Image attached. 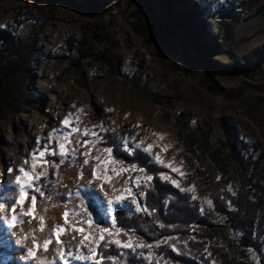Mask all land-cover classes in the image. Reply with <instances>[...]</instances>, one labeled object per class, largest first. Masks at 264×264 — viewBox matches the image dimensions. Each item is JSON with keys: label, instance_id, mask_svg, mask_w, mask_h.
Segmentation results:
<instances>
[{"label": "rangeland", "instance_id": "rangeland-1", "mask_svg": "<svg viewBox=\"0 0 264 264\" xmlns=\"http://www.w3.org/2000/svg\"><path fill=\"white\" fill-rule=\"evenodd\" d=\"M250 2L173 0L174 14L178 18L189 17L193 34L199 38L196 39L188 29L169 32L164 8L158 0H0V28L11 31L18 43L10 51L0 45V62H8L17 48L24 52L34 45L24 66L26 72L17 99L0 109V181H5L8 167L30 169L31 142L36 149L47 143L58 150L59 142L68 132L62 121L72 113L80 129H88L90 133L94 130L102 140L95 147L91 144L83 147L75 142L89 137L75 133L69 147H75L76 151L68 159L58 155L54 160L51 155L47 157L59 167L49 166V175L39 180L45 196L35 193L39 215L45 220V205L55 195L61 197L63 211H78L80 221L84 220L83 215L90 216L95 223L86 228V233L97 237V226L115 231L112 221L118 208L130 215L144 211L145 197H136L134 190L138 188L136 178L142 184L146 175L138 170L114 176L111 195L102 193L99 180L93 188L80 190L78 196L86 205L73 209L77 199L67 197L66 171L83 164L86 157L82 153L89 148L92 157L100 156L103 161L107 154L100 149L111 147L113 159L118 163L109 165L110 168L132 166L118 160L114 149L129 156L139 151L150 162L162 166L154 160L158 154L165 165L171 163L173 168H180L185 175L162 166L167 172L158 178L170 183L172 179L178 180L179 187L171 184L191 194L192 199L196 197L193 200L200 204L201 215L224 225L222 217L214 211L194 156L210 157L219 147L227 156L231 140L238 145H257L258 152L253 158L262 153L261 167H264V0L253 7ZM153 23L166 26L165 38L153 34ZM193 44L212 53L206 62ZM56 117L58 122L52 125ZM100 126L105 130L101 131ZM53 131L57 133L55 141L48 139ZM156 133L162 134L163 139ZM38 138L40 144L36 143ZM189 140L192 145L187 144ZM149 145L151 154L141 150ZM162 146H168V150L164 151ZM18 158L20 161L15 165ZM26 159L29 164H25ZM101 161L91 159L86 165L88 171L93 173ZM238 173L236 163L225 162L226 177L238 183ZM18 174L13 171L8 179L14 181ZM165 176L169 179H164ZM234 183L229 187L232 192ZM193 185L194 192L190 190ZM128 187L133 195L123 191ZM18 191L19 186L14 184L0 186L3 206L0 264H20L21 256H26L30 264H38V258L32 259L27 254L31 233L26 234L30 231L26 227L33 218L24 216V223L16 222L13 229L7 227L10 221L5 224L4 211L11 213L9 205L14 198L18 199ZM120 196L124 199L118 200ZM109 200L113 201L111 205ZM135 201H139L140 210ZM30 203L29 197L24 208ZM16 211L19 218L22 210L17 206ZM35 221L40 223L38 217ZM192 233L195 241L205 244V257L213 264H264V238L257 241L259 248L255 249L243 247L242 234L232 230L219 227L210 230L194 224ZM127 237L137 245L143 244L138 235L127 234L123 241L127 242ZM19 241L24 247L18 245ZM96 247L85 241L83 249L74 252L82 258L70 259L71 263L92 264L90 250ZM136 249L140 247L129 250Z\"/></svg>", "mask_w": 264, "mask_h": 264}, {"label": "trees", "instance_id": "trees-1", "mask_svg": "<svg viewBox=\"0 0 264 264\" xmlns=\"http://www.w3.org/2000/svg\"><path fill=\"white\" fill-rule=\"evenodd\" d=\"M172 1L158 0L164 8L169 32L176 33L178 30L188 29L194 36L189 17H176L171 6ZM250 1V6L253 7L259 0ZM151 30L154 35L164 38V35H167L165 27L159 23H153ZM194 38L199 39L196 36ZM15 39L11 31L0 28V45L10 51L11 47H18ZM192 47L204 62L212 54L201 50L198 44H193ZM33 48L34 45H31L24 52L17 48L8 62H0V109L5 103L11 104L17 99L26 72L24 66L33 53ZM191 141L187 144L192 145ZM227 145L230 151L227 156L224 155L222 147L213 151L210 157L194 156L208 187L214 211L224 221L221 226L209 217L201 215L200 204L192 199L191 194L181 192L170 182H162L158 178L160 174L167 172V169L150 162L149 158L139 151L129 156L114 149L118 160H123L127 165L144 168L145 175H151L153 179L134 190L136 197H145L144 211L130 215L123 208L117 209L116 228H121L123 232L122 235L107 238L105 242L100 243L98 252L105 257L103 264H213L211 259L205 257V244L193 239L194 224L210 230L219 227L239 232L242 234L243 247L258 249L257 241L264 238V167H261L263 154L253 158L258 152L257 145H238L231 140ZM50 159L54 160L55 157ZM227 161L239 166L238 183L223 174ZM233 183L234 192L229 188ZM142 192L146 195H141ZM132 230L136 233L132 234ZM127 234L138 235L143 244L151 245V248L124 250L111 242L112 239L123 241Z\"/></svg>", "mask_w": 264, "mask_h": 264}, {"label": "snow or ice", "instance_id": "snow-or-ice-1", "mask_svg": "<svg viewBox=\"0 0 264 264\" xmlns=\"http://www.w3.org/2000/svg\"><path fill=\"white\" fill-rule=\"evenodd\" d=\"M81 112H83V109H80ZM111 111V109L109 110ZM62 124L65 128L68 129L67 135L63 136V139L59 142L58 144V150L56 148L51 147L49 144L45 143L43 148H37L31 153V165L30 169L26 167H21L18 170L14 169L13 167H8L7 168V173L5 174L6 179L5 181H0V186H3L5 183L11 187L14 185L19 186V191H18V199L14 198L13 202L11 205H9L11 212L13 215L11 216V220L16 223H24L23 217L28 216L33 219L39 218L41 227L40 231L43 232L46 227V220L44 216L39 215L38 211V201H37V196L35 193H39L41 197L45 196L44 191L42 190V187L39 184V180L46 178L48 174V167H59L57 162L55 161H49L47 157L49 155L51 156H60L62 159H68L70 155H72L75 151V147H69V145L73 144V141L71 139L72 135L75 133H80L83 136H88L89 138L84 141L77 140L75 144L83 146V147H88V145H92L95 147L96 143L100 142L102 140V137L99 135L98 132L96 131H91L89 132L88 129H80L79 127V121L77 119H74V114L69 113L67 117L62 121ZM139 127V125H137ZM101 131H104L105 129L103 126H100ZM57 133L53 131L48 139L55 141ZM160 137V139H163L162 134H154ZM37 144L41 143V140L38 138L36 140ZM127 143V141H125ZM140 144H143V141L140 142ZM140 144H137L136 147L139 148ZM164 151L168 150V146H162ZM127 150V149H126ZM142 151L148 152L151 154L152 151V145H149L147 148L141 149ZM91 151L92 148H89L88 151H85L82 153L86 159L83 160L84 165H88L89 161L91 159H95L97 161H101L100 156L92 157L91 156ZM102 153L107 154V158L101 161V163H98L94 167V171L92 173V179L89 181V183H94L95 181H102L100 187L103 189V184H111V180L113 179L114 176H118L122 174L125 171H132V170H138L140 172H145L146 170L144 168H136L135 165L130 166L129 168H125L121 166L120 168L116 167H109V165H116L118 162L113 159V149L111 147H104L100 149ZM133 154V153H130ZM154 160L158 163H160L162 166H166L170 168L173 172L179 173L181 176L185 175V173L182 172L180 168H173L172 164H164V161L162 158L157 154L154 156ZM25 164H29V160H25ZM41 169L40 171H37V169ZM13 171H18V175L15 176L14 181L8 179V177L11 175ZM79 178L81 180L84 179V173L81 172L79 175ZM164 179H169L167 176L163 177ZM131 179V177H129ZM153 177L151 175H147L145 177L146 181H151ZM127 183V181H126ZM171 183H173L176 187H179V181L176 179H172ZM135 184L137 187L140 186L141 180L139 177L136 178ZM183 190V189H182ZM191 191H195V185H193L190 189ZM123 191L127 192L128 195H133L131 187L123 189ZM75 195H78L76 193ZM141 195H146V193H141ZM30 197L31 203L30 206L25 209L24 205L28 198ZM196 197L194 196L193 199ZM118 200L124 199L123 196H120L117 198ZM109 205L113 203L112 200L108 201ZM137 205V210H140L141 206L139 201H135ZM209 204H211V201H208ZM17 206L21 208V214L18 218V216L15 214ZM0 207H3L0 205ZM146 210V209H145ZM83 211L87 213V208H84ZM78 211L76 210H65L62 214L63 221L64 223L61 225H56L49 233V237L43 241L41 244L39 240L35 237L33 234V248L28 249V256L32 259H41V264H55V258H46V257H40L39 253L43 251L44 253H48L50 246L53 244L58 245L56 247L55 252H56V257L59 258L61 261V264H70V259H80L82 257H76L75 254L73 253L71 256H69L70 249H67L64 247V241L61 239V237L67 233L70 232H75L79 234L81 239L78 242L77 247L80 249H83L85 245V241H89L91 243H94L97 245L96 248L90 250V255L92 257V262L93 264H103V261L105 257L99 254L98 249L100 246L101 242H105L107 238H112L113 236H118L123 232L121 228H116V221L113 218V228L115 229V232H113L112 229L109 228H100L99 226L96 227V232L98 233V237L96 235H93L91 233L86 234V228H92L93 224L95 223L89 216V218L86 221H80L78 219ZM70 217L72 219H75V223H72L70 220ZM30 222V221H29ZM126 234V233H125ZM73 240L76 239L75 236L72 237ZM112 243H115L116 245L126 248V249H134L135 247H140V248H151V245H145V244H135L131 238L128 239L127 242L122 241L120 239H112Z\"/></svg>", "mask_w": 264, "mask_h": 264}, {"label": "bare ground", "instance_id": "bare-ground-1", "mask_svg": "<svg viewBox=\"0 0 264 264\" xmlns=\"http://www.w3.org/2000/svg\"><path fill=\"white\" fill-rule=\"evenodd\" d=\"M57 122H58V118L56 117V118L53 119L52 125L57 124ZM29 149L31 150V153L34 150H36V147L34 146V143H32V142L30 143ZM19 158L17 160H15V162H14L15 165L17 163H19V161H20ZM81 172H85V176H84L83 180H81L79 178V175H80ZM91 179H92V172L90 173L88 171V167L86 165H84V164H77L75 166L70 167L66 171L65 181H66V183L68 185L67 188H69L67 197L69 199H77L76 200L77 204H76L75 207H73V209H76V208H80L81 209V208H83L86 205L85 201L83 199H81L78 195H76V196L72 195V193L73 192L77 193L80 190H82V192H84L86 190H89V189L93 188L95 186V184H96V181L94 183H89V181ZM101 183H103V182H101ZM101 183H100V185H101ZM100 189H101V187H100ZM101 191H102V193L104 195H111L112 194V186H111V184L104 183L103 184V189H101ZM60 198H61L60 196L55 195V197L53 198L52 202L51 203H47L45 205V209L46 210H44V213L46 214V218H47L46 219L47 228L43 232L40 231V227H41L40 224L41 223L36 222L35 219H33V222H30V224L26 227L27 229L30 228V231H28L27 233L25 232V233L27 235L31 233L29 235V237H28L29 238L28 239L29 243L27 242L29 244L28 246L30 247V249L33 248V234L39 240V242L42 244L43 241L49 237L50 231L56 225H61V224L64 223L62 214L64 212L63 210L65 209V207L62 206ZM4 214L6 216L5 217V224H7L6 222L10 221V223L7 224L8 229L15 228V223L11 220V217L9 215V214H11V216H12L13 213L12 212L11 213L10 212L7 213L6 211H4ZM15 214L17 215V211H16ZM82 217L84 218L83 221H86L89 218L86 215H83ZM70 220L72 221V223L76 222L75 219H72L71 217H70ZM73 236L76 237L75 240L72 239ZM61 239L65 242L64 243V247L71 250L70 253H69V256H71L76 251V249H80V248L77 247L78 242L81 239L79 234H77L75 232H70V233H67V234L63 235L61 237ZM18 245H21V247H24L23 242L19 241ZM56 247H58V245L53 244L52 246H50V249H49L48 253H44L43 251H41L39 253V256L40 257H46V258H49V259L55 258V264H61V261L59 260V258L56 257V252H55ZM13 256L16 257L15 254H13ZM19 259L22 261V263H20V264H30L29 259L26 256H21ZM38 260H39L38 264H41V259L38 258ZM34 264H35V262H34ZM70 264H72L71 261H70Z\"/></svg>", "mask_w": 264, "mask_h": 264}, {"label": "water", "instance_id": "water-1", "mask_svg": "<svg viewBox=\"0 0 264 264\" xmlns=\"http://www.w3.org/2000/svg\"><path fill=\"white\" fill-rule=\"evenodd\" d=\"M165 28H166V26H165Z\"/></svg>", "mask_w": 264, "mask_h": 264}]
</instances>
